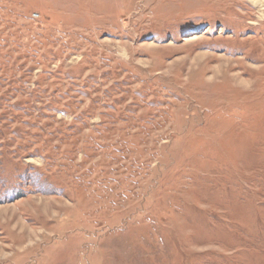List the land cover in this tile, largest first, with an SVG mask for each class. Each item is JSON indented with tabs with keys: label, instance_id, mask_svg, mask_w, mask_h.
<instances>
[{
	"label": "rangeland",
	"instance_id": "rangeland-1",
	"mask_svg": "<svg viewBox=\"0 0 264 264\" xmlns=\"http://www.w3.org/2000/svg\"><path fill=\"white\" fill-rule=\"evenodd\" d=\"M0 264H264L249 0H0Z\"/></svg>",
	"mask_w": 264,
	"mask_h": 264
},
{
	"label": "bare ground",
	"instance_id": "bare-ground-1",
	"mask_svg": "<svg viewBox=\"0 0 264 264\" xmlns=\"http://www.w3.org/2000/svg\"><path fill=\"white\" fill-rule=\"evenodd\" d=\"M249 2L251 5H253L258 10L260 16L264 17V1L263 0H249Z\"/></svg>",
	"mask_w": 264,
	"mask_h": 264
}]
</instances>
